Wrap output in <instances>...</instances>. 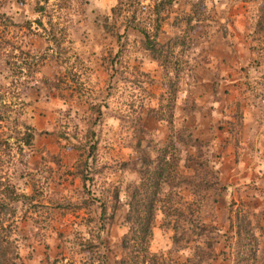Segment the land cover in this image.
<instances>
[{
  "label": "rangeland",
  "instance_id": "374dc122",
  "mask_svg": "<svg viewBox=\"0 0 264 264\" xmlns=\"http://www.w3.org/2000/svg\"><path fill=\"white\" fill-rule=\"evenodd\" d=\"M163 2L0 0L2 40L45 58L38 74L22 72L35 82L19 86L12 48L0 54V175L22 195L1 220L19 263L148 264L143 250L124 249L129 204L146 185L156 264H264L254 254L264 251V138L219 145L212 94L182 91L208 74L203 53L222 60L232 46L234 56L238 40L259 56L241 70L264 63V0H179L155 15ZM142 29L163 48L147 50ZM220 60L213 70L226 74ZM251 82L263 103L264 81ZM240 115L218 135L240 129ZM249 147L262 162L245 179L232 169L251 163ZM164 150L171 166L160 178Z\"/></svg>",
  "mask_w": 264,
  "mask_h": 264
},
{
  "label": "crops",
  "instance_id": "0c3cea01",
  "mask_svg": "<svg viewBox=\"0 0 264 264\" xmlns=\"http://www.w3.org/2000/svg\"><path fill=\"white\" fill-rule=\"evenodd\" d=\"M240 28L242 30L245 26ZM238 42V45L234 47V56L229 51L232 48L231 46L229 49L225 48L226 54L222 57V60L216 56V53H212L210 50L207 53H203L201 57H203L204 63L200 65V68L205 67L208 74L201 73V75L196 74L192 76L197 81H191L192 78L190 80L184 79L185 84L182 91L184 93H191L193 97H196L205 86L207 94L209 96L210 93L212 94L213 100L210 101V105L211 111L215 116L216 126H218L214 130L217 136L215 140L219 145L228 136L230 140H234L239 144L258 146L262 144L264 138V101L262 103L263 97H258L260 90L256 87L257 83L253 84L251 81L257 79L258 81H264V63L255 72H248V69H246V72L241 70L240 67L246 68L252 65L259 56L253 55L254 52H251L255 51L254 44H251L248 50H245L241 47L240 40ZM205 44L211 47V42ZM252 47L253 50H251ZM212 50L214 51L215 49L213 48ZM219 60L222 63L221 65H228L226 74H218L213 70V65L215 63L217 65ZM254 90L255 93H253ZM256 92H258L257 95ZM239 111L242 114V116L240 115L241 128L235 130V132L227 131L222 135H218V132L223 131L222 127L226 125L231 126L230 123L227 124L225 122L226 119H231L229 116H234ZM247 153L249 155L244 154L242 159L245 161L249 160L251 163L249 165L237 166L232 171L234 175L250 179L260 171L262 161L261 157L257 155V150L256 153H253L252 148L249 147Z\"/></svg>",
  "mask_w": 264,
  "mask_h": 264
},
{
  "label": "trees",
  "instance_id": "16d2710c",
  "mask_svg": "<svg viewBox=\"0 0 264 264\" xmlns=\"http://www.w3.org/2000/svg\"><path fill=\"white\" fill-rule=\"evenodd\" d=\"M168 2H163L159 6H157L155 15L161 14V11H164L167 6L173 5L179 2V0H167ZM262 12L264 14V7L262 9ZM8 22L9 26H15L18 27L19 25L13 22V20H10ZM160 18L158 17L156 22V27H159ZM37 23L42 26V21H37ZM260 30L264 32V15L262 18V21L260 22ZM142 34L146 38V47L149 51H156V47L163 48V45H158L154 39L151 38L148 32L146 30L142 29ZM264 37V34L263 36ZM4 46H3V42ZM7 47L12 48V60L6 61L7 65L10 68L13 81L11 82L12 85H18L19 86H28L35 82V80L28 79L29 76H25L22 74V72L27 71L30 74H38L40 72V69L45 61L44 56H30L31 52H24L21 45H18L16 47V44L12 42H6L2 40L0 36V54L3 53L4 49ZM19 52V54H16ZM27 55L29 56L28 59L21 58V55ZM21 59V60H20ZM37 81V80H36ZM1 87V86H0ZM3 121V116L0 113V128H1V122ZM1 136V132H0ZM162 159L160 160V162ZM164 166L162 168L161 174H159V177L162 178L163 173L166 172L170 166V160L167 158V153L164 150ZM168 168V169H167ZM138 192H142L139 197L141 199L137 202L136 205L133 206V204H129L130 210L126 216V222L129 225L130 228V235L126 236L124 238V249L130 250L131 248L140 249L145 252V254L149 255L151 257L150 262H147L148 264H156L155 258L156 255L152 254L150 252L149 244L151 242V238L153 236V222L156 212V200L151 199V202L147 204V199H150L149 194H155L151 191V187L142 185L141 188L137 189ZM22 198V195L17 191L16 187L11 184V182L7 181L4 177L0 175V246L6 245L5 251L2 253L3 260H0V264H24L19 263V257L18 255H12V247H11V241L9 240V234L7 233V228H4L2 220H1V214L3 210L9 208V205L18 202ZM232 210V209H231ZM238 214V213H237ZM230 228H234V222L231 218L230 220ZM6 233V234H5ZM258 252V251H257ZM262 252V253H261ZM259 253V255H258ZM257 254V257L264 259V251H259ZM261 253V255H260ZM256 257V256H255ZM255 259H258V258ZM250 259L244 258L241 261H249ZM252 260V259H251Z\"/></svg>",
  "mask_w": 264,
  "mask_h": 264
}]
</instances>
